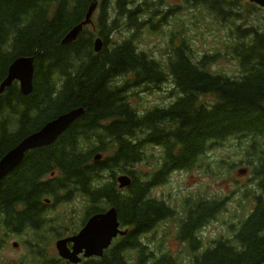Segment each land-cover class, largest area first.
<instances>
[{
  "label": "trees",
  "instance_id": "trees-1",
  "mask_svg": "<svg viewBox=\"0 0 264 264\" xmlns=\"http://www.w3.org/2000/svg\"><path fill=\"white\" fill-rule=\"evenodd\" d=\"M93 2L98 3L93 28L84 26L73 42L62 45L63 36L84 19ZM186 3L198 13L204 9L225 39L219 36L220 47L198 55L187 33L179 34V26L172 32L181 35L177 44L171 45L170 38L167 60L160 61L134 40V32L150 16L138 21L146 11L132 0H0V83L13 60L33 58L32 92L22 96L13 82L0 94V158L47 121L70 109H84L52 145L26 152L0 181L1 244L9 235L26 234L30 261L69 264L52 252L53 241L74 234L88 217L112 206L127 234L101 258L80 264H184L177 257L145 256L140 235L166 215L145 197L168 171L200 166L205 153L234 139L258 190L255 205L237 219L231 241L218 240L197 254L193 238L188 264H264V26L250 17L256 15V21L264 10L249 0H183L176 6L185 9ZM148 5L146 0L142 4ZM120 22L131 34L112 42L109 34ZM96 37L102 40L98 53L93 49ZM226 60L235 61V74L215 68ZM168 77L177 93L175 102L140 114L131 103L135 90L159 88ZM148 146L162 153L151 179L143 181L134 167L148 158ZM97 154L102 157L95 161ZM229 161L216 158L205 173L221 177L218 169L238 164ZM119 173L132 179L122 190L115 181ZM76 201L82 205L79 223L48 214ZM200 201L204 208L187 222L184 239L190 233L194 237L197 229L192 230L207 216L209 222L221 212V199Z\"/></svg>",
  "mask_w": 264,
  "mask_h": 264
},
{
  "label": "rangeland",
  "instance_id": "rangeland-1",
  "mask_svg": "<svg viewBox=\"0 0 264 264\" xmlns=\"http://www.w3.org/2000/svg\"><path fill=\"white\" fill-rule=\"evenodd\" d=\"M144 1L145 0H132L134 6L139 5L142 10L144 8L146 11L145 15L141 14L139 16L138 21L142 22L150 16V20H148L142 28L140 26L138 30L134 32V40L140 48L151 50L153 57L157 60H167V54L170 52L167 43L169 39L172 38L171 45H176V38L181 36L179 34L187 33L190 38L191 47L198 55H201L203 51L210 50L215 46L220 47L219 36L222 35L223 39H225L223 31L219 30L217 24L214 25L211 23V20L206 17L207 12L204 9H200V13H198L187 3L185 9H178L176 4L183 5V0H146L149 5L142 6ZM190 1L194 2V0ZM97 12L98 11L94 13V17L97 15ZM250 17L254 23H260L264 26L263 14H259L256 21V15ZM179 26H182L181 29H179L180 33H172ZM130 34L131 30H127L123 22H120L109 34V38L112 42H115ZM215 68L223 70L228 75H232L235 74L237 66L235 61L226 60L220 61ZM172 96L175 98L173 89L170 87L169 78L167 83L163 85V91L156 90L152 85H150L146 91H143L141 87L138 88L131 98V103L138 107L140 114H143L153 107L168 105L172 102ZM146 152L148 155L158 158L162 150L160 148L148 146ZM241 152V147L237 145L236 140L231 139L213 150L211 152L212 154L205 153L204 157L200 158V166H194L188 171L172 173L169 182L160 185V187L153 186L150 189L153 195L155 194L164 198L170 204L180 202L185 195L193 198L212 197L222 200L221 212L216 216V219L197 233L204 246H214L215 241L220 239L231 241L239 227V225L235 224L237 219L244 216L251 209V206L255 204V196L258 195V190L254 186L253 181H251L250 178L248 179L247 175H239L237 173V170L244 168V164L241 160L243 158L241 157ZM216 158H229V164H234L238 159L239 160L237 161V166H234L232 169H218L221 177L214 176V174H210L209 176V174L205 173V170L207 166H212V162L216 160ZM134 170H137L141 176V180L149 181L151 179L152 163L148 161L139 164L134 167ZM108 175V173L105 174L104 178H107ZM240 184H242L243 188L246 187L251 193L242 190V187L237 188ZM251 194L252 200L250 197ZM81 206L80 201L62 204L51 208L48 214H63L66 215L67 218L76 219L79 223ZM70 211L71 217L69 216ZM177 226V222H173L172 220H165L157 225L159 229V232L156 234L158 240H161L165 236L172 241L168 242V249L160 247V242H156V247L153 251H156L158 255L164 252L169 253L171 257H177L181 259L182 263L188 264L192 261V252L179 240L173 241L174 234L177 233ZM1 237L2 234H0V240ZM27 239L28 237L26 234L19 236L9 235L5 238L4 244H1L0 241V264H36L37 261L35 259L32 258L30 261L27 258L28 252L25 243ZM13 242L17 243L16 247L12 246ZM52 246V252L55 253L54 241ZM132 260V257H130V262H132Z\"/></svg>",
  "mask_w": 264,
  "mask_h": 264
},
{
  "label": "water",
  "instance_id": "water-1",
  "mask_svg": "<svg viewBox=\"0 0 264 264\" xmlns=\"http://www.w3.org/2000/svg\"><path fill=\"white\" fill-rule=\"evenodd\" d=\"M249 2L264 10V0H249ZM96 6L97 3L94 2L88 7L84 20L63 36L60 41L62 45L73 42L82 28L91 24V16ZM101 48L102 41L100 38H96L93 42L94 52L98 53ZM14 81L18 83L22 96H28L32 92V57L20 56L12 61L7 69L6 77L0 83V94L9 88ZM83 114L84 109L81 107L70 109L47 121L37 131L20 140L0 158V181L20 165L26 152L52 145ZM99 159V155L95 156V160ZM238 174H245V170H238ZM116 182L119 189H124L130 186L132 181L127 175H120L116 178ZM126 234L127 231L120 229L116 209L110 207L104 212L90 216L76 234L60 238L55 241L54 245L59 258L71 264H79L82 259L101 258L114 238L123 237ZM13 246L16 247L17 243H13Z\"/></svg>",
  "mask_w": 264,
  "mask_h": 264
},
{
  "label": "flooded vegetation",
  "instance_id": "flooded-vegetation-1",
  "mask_svg": "<svg viewBox=\"0 0 264 264\" xmlns=\"http://www.w3.org/2000/svg\"><path fill=\"white\" fill-rule=\"evenodd\" d=\"M167 81L168 80H166V82L164 84H162L159 88H156L155 86H154V88L158 91H163V85H165L167 83ZM148 87L149 86H142L141 88L143 89V91H146ZM170 87L173 89V87L171 86V81H170ZM173 92L175 94V98L172 96V102H170L168 105H165V106L153 107L151 110L146 111L145 113H148V112L153 111L155 109L166 108V107L170 106L171 104H173L177 98V93L174 89H173ZM145 113H143V114H145ZM192 167H194V165ZM189 169L190 168H188V169H186V168L172 169V170L168 171L166 178L162 183L156 184L154 186L160 187V185H164V183L169 182V178H170L172 173H175L178 171H188ZM201 199L208 200L210 198H203V197L193 198L191 196L185 195L182 197V200L180 202H175L173 204H170L164 198L157 196L155 194L153 195V193H151L149 190V193L146 195L145 200L146 201H152L153 203L160 205L166 211V215H165V217H162L161 219L156 221L151 227H149L144 233L141 234L140 245L143 249L145 256L158 257V256H163V255H167V256L171 255V254L166 253V252L158 255L156 253V251H153V249H155V247H156V244H155L156 242H160V247H162L164 249H168V246H169L168 242L172 241L169 238H166L165 236L161 240H158V238L156 236V234L159 232V229L157 228L156 225L164 222L165 220H172L173 222H177V224H178L177 233L174 234L173 241L179 240L182 244H185L187 246L188 250L192 252L191 256H193V250L190 249L189 243L191 242V240L193 238L198 242V248H196L194 250V251H197V254H201L206 249L211 247V246H204V244L201 242L200 238L198 237L197 233L200 230H203L213 220H215L216 217H215V219L207 222V220H208V216H207V218L202 223H200L199 226H197V228H194L192 230V231H195L197 229V232L195 233L194 237H192L191 233L187 234V236H188L187 239H184L181 237L183 229L185 228V226H186L187 222L190 220V218L195 214L196 211H198L201 208H204V205H203L204 202L200 201ZM235 224H237V221Z\"/></svg>",
  "mask_w": 264,
  "mask_h": 264
}]
</instances>
